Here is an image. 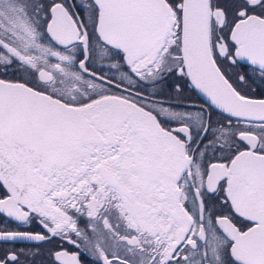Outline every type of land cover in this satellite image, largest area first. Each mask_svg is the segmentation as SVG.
Segmentation results:
<instances>
[{"label": "snow or ice", "instance_id": "6c2138e0", "mask_svg": "<svg viewBox=\"0 0 264 264\" xmlns=\"http://www.w3.org/2000/svg\"><path fill=\"white\" fill-rule=\"evenodd\" d=\"M0 217V264H264V0H0Z\"/></svg>", "mask_w": 264, "mask_h": 264}, {"label": "flooded vegetation", "instance_id": "af4514ba", "mask_svg": "<svg viewBox=\"0 0 264 264\" xmlns=\"http://www.w3.org/2000/svg\"><path fill=\"white\" fill-rule=\"evenodd\" d=\"M254 88H256V85H253ZM169 90H170V86H169ZM262 89L261 88H256L257 93L260 92ZM185 95L187 96H191V101L192 103L198 104V105H203L205 107H207V105L205 104V102L199 98V96L197 95L196 92H188L187 90L185 91ZM213 117L214 118H219L217 113H213ZM4 227V218L0 217V229H2ZM8 230H17V226L14 224H10L8 225ZM18 230L20 231H27V230H31V231H42V229L40 228L39 225H34L31 229L28 228H19ZM38 245V242H33V241H18L16 242L14 245H6L3 244V242H0V246H10V247H15L17 249H22L24 251H29V250H35L36 247ZM48 247L47 245H44L41 248V251L44 250V248Z\"/></svg>", "mask_w": 264, "mask_h": 264}, {"label": "water", "instance_id": "95a60500", "mask_svg": "<svg viewBox=\"0 0 264 264\" xmlns=\"http://www.w3.org/2000/svg\"><path fill=\"white\" fill-rule=\"evenodd\" d=\"M198 94V93H197ZM204 101H205V98L203 96H201L200 94H198Z\"/></svg>", "mask_w": 264, "mask_h": 264}]
</instances>
